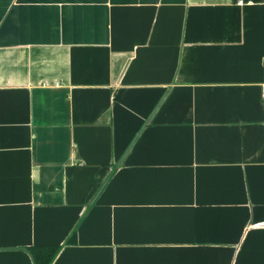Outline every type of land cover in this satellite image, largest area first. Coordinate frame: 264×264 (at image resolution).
<instances>
[{"label": "crops", "instance_id": "obj_1", "mask_svg": "<svg viewBox=\"0 0 264 264\" xmlns=\"http://www.w3.org/2000/svg\"><path fill=\"white\" fill-rule=\"evenodd\" d=\"M263 84L264 0H0V264H264Z\"/></svg>", "mask_w": 264, "mask_h": 264}, {"label": "trees", "instance_id": "obj_2", "mask_svg": "<svg viewBox=\"0 0 264 264\" xmlns=\"http://www.w3.org/2000/svg\"><path fill=\"white\" fill-rule=\"evenodd\" d=\"M75 240V232L71 235L68 243ZM61 245H33L28 248L35 264H53L61 251Z\"/></svg>", "mask_w": 264, "mask_h": 264}, {"label": "built area", "instance_id": "obj_3", "mask_svg": "<svg viewBox=\"0 0 264 264\" xmlns=\"http://www.w3.org/2000/svg\"><path fill=\"white\" fill-rule=\"evenodd\" d=\"M262 100L264 101V84H263ZM261 226L264 227V223H262Z\"/></svg>", "mask_w": 264, "mask_h": 264}]
</instances>
